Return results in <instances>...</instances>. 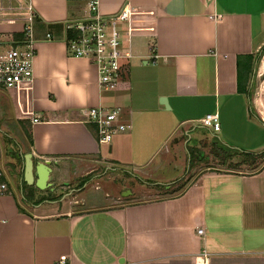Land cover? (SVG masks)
Masks as SVG:
<instances>
[{
	"label": "crops",
	"instance_id": "1",
	"mask_svg": "<svg viewBox=\"0 0 264 264\" xmlns=\"http://www.w3.org/2000/svg\"><path fill=\"white\" fill-rule=\"evenodd\" d=\"M124 2L97 0V10ZM129 2L121 31L131 56L117 87L104 89L94 64L66 50L64 24L87 15L86 0H0L2 37L20 38L29 20L36 39L31 79L0 87L9 188L0 195V264H55L61 254L64 264H195L203 250L205 264H264V123L250 95L264 0ZM259 90L257 103L264 76ZM89 105L120 107L131 127L97 142L83 121ZM210 112L215 131L199 122ZM189 142L182 172L176 155ZM118 167L168 189L190 179L177 192L155 196L149 186L135 197Z\"/></svg>",
	"mask_w": 264,
	"mask_h": 264
},
{
	"label": "built area",
	"instance_id": "2",
	"mask_svg": "<svg viewBox=\"0 0 264 264\" xmlns=\"http://www.w3.org/2000/svg\"><path fill=\"white\" fill-rule=\"evenodd\" d=\"M87 15L79 19L66 20L64 27L69 35L64 38L68 54L87 57L96 68V83L104 89L117 87L123 72V62L131 56L130 48L125 47L122 37V27L129 28L132 6L129 0L115 12L102 14L97 10V0H86ZM31 16L33 14L31 13ZM21 37L6 41L0 33V87L11 88L22 81L31 79L32 62L36 53V39L32 33L29 20L24 21L20 28ZM50 37L46 33L45 38ZM153 50V49H151ZM150 61L156 62L155 51H151ZM256 112L262 122L264 117L259 107ZM86 123L95 126V138L99 143H110L112 137L131 127L130 121L121 119V109L118 106L89 105L83 109ZM33 117V120H36ZM200 124L213 131L218 129L216 112L204 114ZM9 192L0 167V195ZM197 234L203 233L202 227L196 228ZM205 251L196 256L195 264L207 262ZM65 255L56 258L55 264H64Z\"/></svg>",
	"mask_w": 264,
	"mask_h": 264
},
{
	"label": "rangeland",
	"instance_id": "3",
	"mask_svg": "<svg viewBox=\"0 0 264 264\" xmlns=\"http://www.w3.org/2000/svg\"><path fill=\"white\" fill-rule=\"evenodd\" d=\"M263 56L264 55H259L257 57L256 63H255V65H256L255 66L256 67V77L253 80V85L250 87V95H253V96H255L257 94V92L259 91V89L261 87V80H262V78L264 76V69L263 68L262 69L260 68V62H261ZM213 134L214 135H208L209 136L208 138L211 139L210 141L211 142L212 141H215V143L216 142H220V138L218 137V135L216 133H213ZM188 146H190V142L186 145L187 148L183 146V143L180 144V150L178 151V153L176 155V159L180 163L179 168H180V170L182 172L188 168L189 163L191 161V159H190V156L191 155L189 154V151H188L189 148H188ZM210 146H211V144H210ZM201 150H203V149H201ZM207 151L208 150L205 149V152L206 153H207ZM115 169H116L115 170L116 174H118L120 177H122V178H124L126 180V182L124 183L123 186H128V187L133 188L135 190V193H134L135 194V197L136 196L137 197L141 196L137 192V190H139L140 188L149 187V186L150 187L151 186H154V187L157 188L153 192V194L155 196H161V195L166 194L167 192H177L180 189H182L183 186H184V184H186V182H188L189 179H190L189 177H186L185 176V178L182 179L181 181H178V182H176L174 184L173 183L170 184L169 189H168V188H164L163 185H153V183L154 182H158V180H156V179L155 180H152L153 178H148V177H140V176L136 175V173H134V171H132L131 168L118 167V168H115ZM123 170H125V172H123ZM126 189H124V190H126ZM153 189H155V188H153ZM124 194H126V192H124Z\"/></svg>",
	"mask_w": 264,
	"mask_h": 264
},
{
	"label": "bare ground",
	"instance_id": "4",
	"mask_svg": "<svg viewBox=\"0 0 264 264\" xmlns=\"http://www.w3.org/2000/svg\"><path fill=\"white\" fill-rule=\"evenodd\" d=\"M263 95H264V92H263ZM263 95H262V100H259L257 103V96H258V92H257V94L255 95V103L257 104V107H259L260 113L264 117V97H263Z\"/></svg>",
	"mask_w": 264,
	"mask_h": 264
},
{
	"label": "trees",
	"instance_id": "5",
	"mask_svg": "<svg viewBox=\"0 0 264 264\" xmlns=\"http://www.w3.org/2000/svg\"><path fill=\"white\" fill-rule=\"evenodd\" d=\"M222 148H223V149H222ZM220 149H221L223 152H225L226 150H227V151H230V150H229L230 148H229V149H226L224 146L220 147ZM245 155H246V156H249V157H251V156L254 157L255 154H252V152H245Z\"/></svg>",
	"mask_w": 264,
	"mask_h": 264
},
{
	"label": "water",
	"instance_id": "6",
	"mask_svg": "<svg viewBox=\"0 0 264 264\" xmlns=\"http://www.w3.org/2000/svg\"><path fill=\"white\" fill-rule=\"evenodd\" d=\"M162 103L166 104L165 101H163Z\"/></svg>",
	"mask_w": 264,
	"mask_h": 264
}]
</instances>
